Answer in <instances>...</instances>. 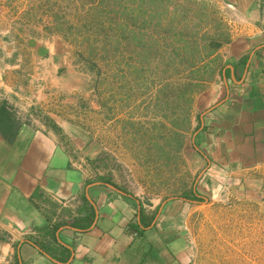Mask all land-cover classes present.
Instances as JSON below:
<instances>
[{"label":"rangeland","instance_id":"1","mask_svg":"<svg viewBox=\"0 0 264 264\" xmlns=\"http://www.w3.org/2000/svg\"><path fill=\"white\" fill-rule=\"evenodd\" d=\"M51 2L57 8L69 0ZM180 3L168 11L178 16L181 41L169 33L143 42L126 36L109 59L98 51L95 66L47 31L54 23L43 17V0H0V106L50 130L92 137L96 176L136 197L151 218L175 204L167 220L181 232L180 252L170 264H264V169L209 183L191 145L228 42L246 23L222 0ZM191 34L198 46L184 49ZM212 42L219 46L205 58L203 45ZM194 186L202 203L191 201Z\"/></svg>","mask_w":264,"mask_h":264},{"label":"crops","instance_id":"2","mask_svg":"<svg viewBox=\"0 0 264 264\" xmlns=\"http://www.w3.org/2000/svg\"><path fill=\"white\" fill-rule=\"evenodd\" d=\"M222 1L246 31L228 42L191 139L209 183L264 169V0ZM97 150L82 131H53L0 106V264H135L128 224L140 220L163 264L178 259L181 232L167 220L175 204L151 218L96 176Z\"/></svg>","mask_w":264,"mask_h":264},{"label":"trees","instance_id":"3","mask_svg":"<svg viewBox=\"0 0 264 264\" xmlns=\"http://www.w3.org/2000/svg\"><path fill=\"white\" fill-rule=\"evenodd\" d=\"M171 5L173 6L171 10L177 12L183 3H180V0H69L65 5L56 8V4L51 0H43V17L53 18L54 21L51 20L54 24L45 25L47 31H55L61 34L66 42H73L79 50L78 56L82 57L85 54L87 57L84 58L96 66L98 61L93 62L92 58L97 52H100L102 61L104 58L109 59L113 51H122L117 46L119 44L113 45L114 42L119 43L126 36H129L133 42H143V37L148 38L149 41H156V39H165V33H169L181 41L177 37L181 31L174 33V23L178 16L170 15L168 7ZM185 13V11L182 13L181 19L187 17L184 16ZM125 17H127L126 21ZM136 23H138L137 27ZM189 37L190 39L185 41L184 49L194 50L198 46L197 40L194 34ZM99 44L101 45L98 47ZM218 46L213 42L203 45L204 57L208 58L212 55L211 52ZM144 48L145 46L141 47ZM146 50L144 58L149 59L150 48L147 47ZM196 60L198 58L193 55V62ZM191 195V201L196 203L204 201L196 197L193 191ZM144 224L145 226L141 220L138 223L128 224L129 233L135 235L133 241L135 248L132 251V254H137L135 264H163L162 259L145 240L144 228L150 223Z\"/></svg>","mask_w":264,"mask_h":264},{"label":"water","instance_id":"4","mask_svg":"<svg viewBox=\"0 0 264 264\" xmlns=\"http://www.w3.org/2000/svg\"><path fill=\"white\" fill-rule=\"evenodd\" d=\"M159 212H160V209H159Z\"/></svg>","mask_w":264,"mask_h":264}]
</instances>
